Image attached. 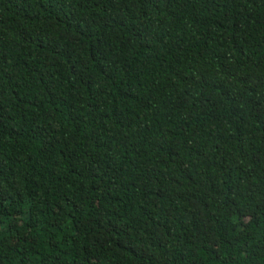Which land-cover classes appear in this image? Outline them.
I'll use <instances>...</instances> for the list:
<instances>
[{"label": "trees", "instance_id": "obj_1", "mask_svg": "<svg viewBox=\"0 0 264 264\" xmlns=\"http://www.w3.org/2000/svg\"><path fill=\"white\" fill-rule=\"evenodd\" d=\"M0 264H264V0H0Z\"/></svg>", "mask_w": 264, "mask_h": 264}]
</instances>
